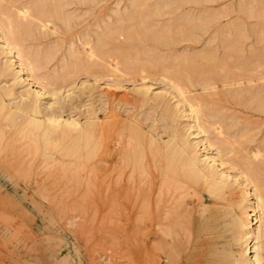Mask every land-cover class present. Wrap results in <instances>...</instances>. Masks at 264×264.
Wrapping results in <instances>:
<instances>
[{"label":"bare ground","instance_id":"obj_1","mask_svg":"<svg viewBox=\"0 0 264 264\" xmlns=\"http://www.w3.org/2000/svg\"><path fill=\"white\" fill-rule=\"evenodd\" d=\"M73 1L0 0V154L18 158L14 168L16 175L32 170L43 177L57 174L68 178V183L76 187L82 173L92 170V160L114 149L117 175L125 164L139 161L140 175L151 184L153 264H264V140L247 148L241 146L242 143L240 151L234 149L235 138L231 139V135L236 131L228 130L231 113L224 115L206 104L202 95L215 88V75L221 71L222 76H227L224 68L217 66L221 58H217L213 50L207 47L175 54L174 47L167 45L183 39L192 41L200 30L211 26L224 48L233 55L240 54L237 58L241 61L234 59L239 61L238 66L243 59L242 39L247 35L244 23L237 19L220 24V14L210 9L205 13H190L189 10L170 14L185 2L204 0H129L123 10L118 7L113 10V18L107 22L112 25L103 27L105 15L93 14L89 24L93 23L94 29L86 23L73 38L64 39L59 34L78 17L67 8ZM238 10L255 16L257 22L264 21V0H240ZM165 12L169 13L168 18L158 19ZM128 20L134 23L124 24ZM46 34L55 36L44 42L39 40ZM140 44L143 46L138 47ZM158 44L168 46L165 54L158 53ZM228 56L231 60L235 58H231L232 54ZM196 57L198 61L194 62ZM81 72L86 80L77 86L76 78ZM151 75H156L169 91L152 93L145 83ZM88 76L94 81L108 77L116 87L127 80L141 83L134 93L140 102L153 101L155 106L161 107L159 119L162 127L168 130L167 137L146 130L136 116L118 118L119 114L111 108L104 116L92 105L85 111H67L65 106L74 97L90 96L94 90L85 84ZM247 89L244 95L247 92L253 98L257 94L258 89ZM234 90L229 92L231 99H239L243 92ZM245 98L240 99L244 101ZM257 107L264 108L260 103ZM112 131L116 138L110 146L108 138ZM145 144L149 154L146 165L142 162L141 149ZM229 152L235 155L230 160L226 158ZM11 155L10 163L13 162ZM12 168L13 165L10 170ZM229 169H235L236 174ZM0 177L11 182L14 178L1 166ZM190 190L193 191L191 195L201 201L197 212L203 221H197L194 228V240L198 237L200 240L186 251L192 236V226L187 220L191 211L186 208ZM235 191L237 197L218 211L217 202L224 199L225 193ZM211 199L216 203V210L206 216ZM221 221L230 233L229 241L224 244L220 243L221 236H212L220 233L217 227ZM44 241L48 254L29 253L25 262L73 263L68 251L61 255L66 245L52 243L49 239ZM8 264L20 263L13 259Z\"/></svg>","mask_w":264,"mask_h":264},{"label":"rangeland","instance_id":"obj_2","mask_svg":"<svg viewBox=\"0 0 264 264\" xmlns=\"http://www.w3.org/2000/svg\"><path fill=\"white\" fill-rule=\"evenodd\" d=\"M84 1L78 3L74 0L67 6L69 11L78 14V17H75L76 19L72 18L74 22L71 21L69 28L59 34L64 39L69 36L73 38L86 23L89 28L94 29V24H89L93 19V14L105 15L102 17L103 27L107 24V26L112 25L107 22L113 18V10L117 7L123 10L129 4V0H92V3L89 0L88 2ZM150 1L154 0H148V2ZM239 1L204 0L199 3L188 1L181 4L182 7L170 11V14H179V12L189 10L190 13H203L204 11L208 12L210 9V11L213 10L216 14H220L218 17L220 24H226L237 19L242 21L247 29V35L242 39L241 58L243 59L238 66L237 64L241 59L239 58V60L237 56L239 57L240 54L233 55L228 51V48H224L219 36L214 33L211 26L208 27L209 29L200 30L192 41L183 39L167 45L174 47L173 52L175 51V54H183V52L189 51L196 52V50L199 51L209 47L208 49L213 50L217 58H221V62H219V59L217 66H222L227 76L226 74L222 76L220 71V76L215 75L217 77L215 79L217 83L215 82L213 85L215 88L212 91L210 90L211 93L207 92L208 94L202 96L206 104L208 103L209 106L219 109L222 114L229 115L231 113L232 119L230 123L228 122V130L231 133L236 131V136L233 133L232 138H230H235V143L232 142L234 143L233 146H236L234 149L239 148L240 151L239 145L242 143L241 146L247 148L255 145L258 141L261 142L262 138L264 140V108L259 110L260 108L257 107L259 103L264 106V80H262L264 78V21L257 22L255 16L247 15L244 11L238 10ZM165 13V15L159 16L158 19L168 18L169 13ZM131 22L134 23V20H128L124 24L130 25ZM261 33L263 35L260 36ZM54 36L55 34H46L41 36L39 40L44 42L53 39ZM118 37L122 38V36ZM162 45L164 44H158L157 46V51L159 50L158 53L161 55L167 52L168 47L166 44L165 47ZM142 46L140 44L138 47ZM257 47L261 53H259V50V52L257 51ZM254 51H256L255 55L253 54ZM230 53L232 54L231 58L235 56L232 60L227 58L228 55H231ZM258 54H261V56ZM195 59L194 62H197L198 58ZM242 66L243 68L240 69ZM259 72L262 74V78ZM78 77L76 78L77 86L86 80V76L82 72ZM88 78L85 84L89 88H94V90L90 96L81 94L74 97L72 102L65 106L67 111L68 109L73 112L85 111L92 105L100 116H104L111 108L115 114H119L120 117L118 116V118L123 119L128 115L136 116L146 130L149 129L162 138L167 137L168 130L162 127V122L159 119L161 107L155 106L153 101L140 102L138 96L134 93L135 88L141 86V83H133L132 80H127L120 84L121 87H116V84L111 82L108 77H103L98 81H94L91 76H88ZM157 78L156 75L148 77L145 80L147 87L154 94L168 92V86ZM230 83L233 84L231 85L232 88ZM195 87L196 90L199 89L196 85ZM227 87L231 88H229V92L234 89L233 92H243L240 98L249 97L247 100L245 98L244 101H241L244 98H239V100L237 97L235 99L234 96L231 99L232 95L229 94ZM246 87L254 91L258 89L257 94H254L253 98L247 92L244 95ZM257 95L258 98H255ZM249 121L250 123H248ZM103 136H105L104 131ZM115 138L116 135L112 131L108 138L110 146L115 143ZM238 140H240L239 144H237ZM141 149L143 152L142 162L146 165L149 162L146 144ZM8 155L0 154V166L5 167L14 176V182L0 177V264H8L13 259L20 264H29L24 260L29 253L40 256L48 254L45 239H49L52 243L66 245L67 250L63 247L61 255L68 251L74 259L71 264H153L151 251L152 222H150L152 190L149 188L151 186L149 180L139 173V161L125 164L123 171L117 175L115 152L114 149H109L107 153L103 152V154L92 160V170L83 172L79 186H76V184V187H74V184L68 183V178L57 174L43 177L32 170L25 175H16L14 168L17 166L18 158L10 154L12 157L10 159H13L12 161L16 163L14 165L11 162L13 165L12 171L10 170L12 165L8 160L10 155ZM234 156L230 153L226 158L228 157L230 160ZM5 159L8 162L4 161ZM4 162L10 163L9 167ZM229 171L236 174L235 169H229ZM13 183H15V188H13ZM192 192L190 190L188 194L190 197L186 196L187 199L185 198L186 204L189 205H186L187 211H191L187 215V220L189 219L188 221L192 226V236L186 251L190 250L192 243L196 244L200 240V237L194 240V228L199 221H203L199 216L200 213L197 212L198 203L201 201L196 195L192 196ZM236 197L237 191L225 193L224 199L217 202L218 211ZM214 204L216 203L211 199L209 201V213H206V216H210L215 212L216 206ZM221 222L217 227L220 233H213L212 236H221L220 243L224 244L226 240L229 241L230 233L223 221Z\"/></svg>","mask_w":264,"mask_h":264}]
</instances>
